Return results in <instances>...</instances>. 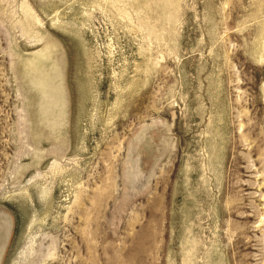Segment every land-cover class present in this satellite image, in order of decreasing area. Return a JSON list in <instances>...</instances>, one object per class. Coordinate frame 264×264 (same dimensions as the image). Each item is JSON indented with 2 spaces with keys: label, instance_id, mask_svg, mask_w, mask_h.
<instances>
[{
  "label": "rangeland",
  "instance_id": "rangeland-1",
  "mask_svg": "<svg viewBox=\"0 0 264 264\" xmlns=\"http://www.w3.org/2000/svg\"><path fill=\"white\" fill-rule=\"evenodd\" d=\"M0 264H264V0H0Z\"/></svg>",
  "mask_w": 264,
  "mask_h": 264
},
{
  "label": "bare ground",
  "instance_id": "bare-ground-1",
  "mask_svg": "<svg viewBox=\"0 0 264 264\" xmlns=\"http://www.w3.org/2000/svg\"><path fill=\"white\" fill-rule=\"evenodd\" d=\"M47 53H44V54H42V53H39L38 55H35V56H32V57H30V58H24L23 59V61H22V65H23V68L24 69H22L23 71H24V73L25 74H29V73H33V74H35L36 76H37V79L36 78H34V79H36V80H40V78L42 79L43 78V74H40V75H38L39 74V72L40 71H42V66H43V64L45 63V64H47V59H45L44 57L45 56H43V55H46ZM34 79H32V80H34ZM37 82V81H36ZM33 83H34V81H33ZM32 83V84H33ZM46 84V83H45ZM34 86V85H33ZM36 87V86H35ZM44 91H45V89H44ZM47 91V90H46ZM56 91V90H55ZM43 93V92H42ZM43 100V99H42ZM44 101V100H43ZM35 106H36V104H35ZM34 106V107H35ZM33 107V106H32ZM44 107V106H43ZM51 108V107H50ZM49 108V109H50ZM51 112V114H53V112L52 111H50ZM37 116V115H36ZM50 117V116H49ZM39 118V117H38ZM40 118H42V117H40ZM42 121V120H41ZM52 122V121H51ZM56 122V121H55ZM59 123V122H58ZM41 125H42V123H41ZM59 126V125H58ZM59 128V127H58Z\"/></svg>",
  "mask_w": 264,
  "mask_h": 264
},
{
  "label": "water",
  "instance_id": "water-1",
  "mask_svg": "<svg viewBox=\"0 0 264 264\" xmlns=\"http://www.w3.org/2000/svg\"><path fill=\"white\" fill-rule=\"evenodd\" d=\"M46 70H48V67H46ZM32 90H34L33 88H32ZM35 91V90H34ZM36 92V91H35Z\"/></svg>",
  "mask_w": 264,
  "mask_h": 264
}]
</instances>
